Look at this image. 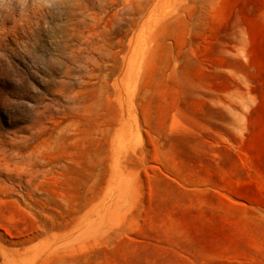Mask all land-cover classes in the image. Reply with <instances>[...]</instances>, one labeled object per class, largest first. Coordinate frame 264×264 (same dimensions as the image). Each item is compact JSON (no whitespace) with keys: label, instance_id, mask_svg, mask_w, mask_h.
I'll use <instances>...</instances> for the list:
<instances>
[{"label":"rangeland","instance_id":"obj_1","mask_svg":"<svg viewBox=\"0 0 264 264\" xmlns=\"http://www.w3.org/2000/svg\"><path fill=\"white\" fill-rule=\"evenodd\" d=\"M0 141V264H264V0H0Z\"/></svg>","mask_w":264,"mask_h":264},{"label":"bare ground","instance_id":"obj_2","mask_svg":"<svg viewBox=\"0 0 264 264\" xmlns=\"http://www.w3.org/2000/svg\"><path fill=\"white\" fill-rule=\"evenodd\" d=\"M29 18V17H28ZM25 137V136H24ZM12 141V140H11ZM1 142V141H0ZM26 144V143H25ZM20 150V149H19ZM2 151H3V149H2ZM1 152V151H0ZM15 155V154H14ZM16 156V155H15ZM28 157V156H27ZM13 158V157H12ZM8 159V158H7ZM18 160V159H17ZM9 161V160H8ZM27 164V163H26ZM9 165V164H8ZM28 165V164H27ZM26 165V166H27ZM31 165H33L32 163H31ZM2 167V166H1ZM28 167V166H27ZM3 168V167H2ZM5 168H6V166H5ZM8 168V167H7ZM14 168V167H13ZM38 168V167H37ZM20 170H22V168L20 169ZM37 170V169H36ZM8 171V170H7ZM7 171H5L6 173H7ZM33 171V170H32ZM47 171V170H46ZM12 172H14L13 170H12ZM1 173H3L2 172V170H1ZM29 173V172H28ZM44 174V173H43ZM34 175V174H33ZM43 176V175H42ZM31 182V181H30ZM31 184V183H30ZM20 186V185H19ZM5 237V236H4Z\"/></svg>","mask_w":264,"mask_h":264}]
</instances>
